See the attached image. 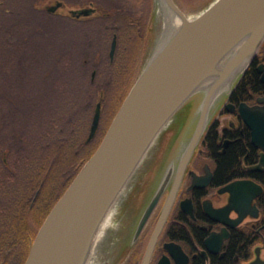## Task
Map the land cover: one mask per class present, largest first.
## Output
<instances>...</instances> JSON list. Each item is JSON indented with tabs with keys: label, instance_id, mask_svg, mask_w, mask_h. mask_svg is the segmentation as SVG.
Here are the masks:
<instances>
[{
	"label": "trees",
	"instance_id": "1",
	"mask_svg": "<svg viewBox=\"0 0 264 264\" xmlns=\"http://www.w3.org/2000/svg\"><path fill=\"white\" fill-rule=\"evenodd\" d=\"M36 1L12 0L11 28L6 30L0 21V155L7 151L11 158V178L0 161L2 264L24 263L31 239L96 150L118 110L119 106L105 120L101 116L95 136L86 141L99 91L119 99L115 86L122 85L124 99L143 65L129 74L128 58L137 44L147 43L142 13L133 14L130 0H95L109 11L85 20L48 13ZM114 33L117 48L110 60L108 46ZM97 52L100 61L93 64ZM93 70L96 76L91 80ZM101 124L105 129L98 138ZM238 155V148L226 150L219 161L221 178L237 169ZM33 174L35 179L44 178L32 206L43 215L34 224L29 221L33 209H28ZM4 251L6 258L1 257Z\"/></svg>",
	"mask_w": 264,
	"mask_h": 264
},
{
	"label": "water",
	"instance_id": "2",
	"mask_svg": "<svg viewBox=\"0 0 264 264\" xmlns=\"http://www.w3.org/2000/svg\"><path fill=\"white\" fill-rule=\"evenodd\" d=\"M161 1L182 16L180 26L157 46L142 66L98 147L47 213L23 264H86L102 221L160 131L201 85L211 82L183 156L182 165L186 163L203 132L212 97L252 59L264 39V0H214L193 19L184 15L175 0ZM49 3L47 11L51 13L64 5L60 0ZM95 10L90 4L69 12L75 18H83ZM116 46L114 33L109 46L111 60ZM94 74L95 71L92 79ZM102 97L103 93L95 104L86 141L98 130ZM260 100L261 107L241 104L240 112L251 129L252 142L264 149V122L261 121L264 98ZM250 186L248 180H237L228 186L235 192L229 206L221 210L223 216L231 208L241 212L247 206ZM159 194L160 191L146 209L140 227ZM173 194L174 189L143 264H148Z\"/></svg>",
	"mask_w": 264,
	"mask_h": 264
},
{
	"label": "flooded vegetation",
	"instance_id": "3",
	"mask_svg": "<svg viewBox=\"0 0 264 264\" xmlns=\"http://www.w3.org/2000/svg\"><path fill=\"white\" fill-rule=\"evenodd\" d=\"M56 1L44 0L37 7L48 12L49 2ZM60 1L64 4L63 8H58L53 14L73 17L70 9L85 8L90 4L96 8L95 14L76 19L85 20L106 14L95 0ZM11 3L12 0H0V21L3 19L6 30L12 26ZM92 72L91 80H94ZM210 83L201 85L172 116L130 176L124 193L122 190L120 210L123 216L126 212V216L119 228L122 241L117 264H143L173 189L172 202L157 233L148 264L264 262V149L252 142L251 129L240 112L241 104L247 107L263 105L260 99L264 98V39L252 59L212 97L203 132L182 165ZM101 93L103 90L99 91L98 97ZM261 121L264 122L263 117ZM230 147L239 150L237 169L221 178L219 161ZM9 159L7 151H3L0 161L8 168V178H11ZM35 178L33 174L28 182L29 191H32L30 195L33 193L28 208L33 209L29 217L32 224L43 215L32 208L44 185L43 177L40 180ZM237 180L251 183L247 206L241 212L231 208L223 216L221 210L229 206L235 192L233 187L228 186ZM159 191L154 207L140 227L146 209Z\"/></svg>",
	"mask_w": 264,
	"mask_h": 264
},
{
	"label": "rangeland",
	"instance_id": "4",
	"mask_svg": "<svg viewBox=\"0 0 264 264\" xmlns=\"http://www.w3.org/2000/svg\"><path fill=\"white\" fill-rule=\"evenodd\" d=\"M212 1L214 0H175L177 5L185 11L190 16H196L200 14ZM44 0H37V5H42ZM100 9H103V12H108V6L105 3H101L96 1ZM130 5L132 6L131 11L133 14L138 16L139 13H142L140 19L146 25L147 34H146V44H137L136 48L133 50V54L128 58L129 65L128 70L129 74L132 73L133 67H140L142 64L144 65L151 54L155 51L157 46L163 41V38H158V33L160 29V21H156V11L159 0H130ZM162 2V1H161ZM77 4H79L77 2ZM164 6V5H163ZM98 7V6H97ZM166 7V6H164ZM167 8V7H166ZM99 9V8H98ZM95 14V13H94ZM140 24V22L138 21ZM141 25V24H140ZM141 32L144 33V27H139ZM63 32H67L63 30ZM109 51V46H108ZM87 60V56L85 57ZM100 61V56L97 53L92 57V63L97 64ZM96 76V75H95ZM124 87V86H123ZM116 91L119 93V99H110L108 92H104V100L102 102V120H105V116L108 114L111 115L118 106H120L123 101L122 96V85L115 86ZM129 90V89H128ZM121 92V95H120ZM88 92H86L87 94ZM127 93V92H126ZM85 94V93H84ZM126 95V94H125ZM125 97V96H124ZM99 98V97H98ZM98 100V99H97ZM96 100V101H97ZM95 106V105H94ZM119 108V107H118ZM93 116V112H92ZM91 116V119H92ZM107 120V119H106ZM105 124L100 125V129L98 131V138L101 136V132L105 129ZM168 124H166L167 126ZM89 132V131H88ZM87 138V137H86ZM150 150V149H149ZM148 150V151H149ZM147 151V152H148ZM126 189L123 190V193ZM127 193V192H126ZM122 193L118 196L110 210L112 209V216L107 223V226L101 229L100 238L96 243H94L90 254L88 255V259L86 264H117V257L120 253L119 247L122 241L121 231L119 230L122 221L124 220V216H126V212L123 216L120 207L122 206V202L120 203V197ZM32 240V239H31ZM5 251L1 255V257L6 258ZM120 263V262H119Z\"/></svg>",
	"mask_w": 264,
	"mask_h": 264
},
{
	"label": "bare ground",
	"instance_id": "5",
	"mask_svg": "<svg viewBox=\"0 0 264 264\" xmlns=\"http://www.w3.org/2000/svg\"><path fill=\"white\" fill-rule=\"evenodd\" d=\"M184 15H186L188 19H193L194 17L197 16V15L194 17L190 16L185 11H184ZM156 16H157L156 21H160V29L158 33V38L160 39L163 38V40L169 37L180 26L182 22V16L178 14L177 12L171 11L168 8L164 7L161 0H159V3L157 5ZM111 214H112V209L109 210L104 220L102 221L99 230L95 234L93 245L100 238L101 229L107 226V223L109 222V219L112 216Z\"/></svg>",
	"mask_w": 264,
	"mask_h": 264
}]
</instances>
